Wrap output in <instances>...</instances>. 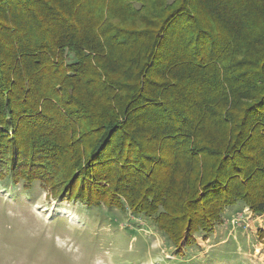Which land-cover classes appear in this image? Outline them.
I'll list each match as a JSON object with an SVG mask.
<instances>
[{
	"label": "trees",
	"instance_id": "obj_1",
	"mask_svg": "<svg viewBox=\"0 0 264 264\" xmlns=\"http://www.w3.org/2000/svg\"><path fill=\"white\" fill-rule=\"evenodd\" d=\"M140 11L152 14L139 24L130 18ZM82 86L94 88L92 113L76 102ZM41 107L67 126L53 125ZM86 116L102 133L75 160L60 189L65 197L110 210L127 204L168 236L167 188L144 181H154L156 165L174 175L212 148L213 173L194 180L172 207L176 243L211 232L238 202L263 213L264 187L260 197L251 192L239 158L247 140L264 136V0H0V175L51 181L58 155L69 165L66 151L78 146L71 131ZM210 121L226 125L220 147L199 138ZM27 126L47 142L13 149L16 131ZM65 136L66 146L55 140ZM258 238L264 242L263 229Z\"/></svg>",
	"mask_w": 264,
	"mask_h": 264
},
{
	"label": "rangeland",
	"instance_id": "obj_2",
	"mask_svg": "<svg viewBox=\"0 0 264 264\" xmlns=\"http://www.w3.org/2000/svg\"><path fill=\"white\" fill-rule=\"evenodd\" d=\"M156 6V2L150 3V7ZM135 14L130 19L140 24L149 19L152 13L140 11ZM244 69L254 70L248 67ZM158 79L164 81L162 77ZM161 83L166 84L165 81ZM93 92L94 88L82 86L76 94V102L87 106L88 113H92L95 101ZM31 100L33 98L28 102ZM71 107L66 108L70 115L77 108ZM41 108L45 110V119L53 125L60 128L67 126L66 117L59 115L58 120L55 114L51 115V109ZM21 111L17 108L13 112L15 123H21L23 116L18 115ZM90 122H93V117L89 119L86 116L80 125L74 126L71 132L78 140V146L66 151L68 166L62 155H58L56 160L59 167L50 168L51 181L39 177L35 181L16 182L9 175H0V264H264V242L258 238V230H264V212L255 213L242 202L227 207L223 211L222 221L211 232L197 233L191 245H184L182 241L176 243L178 234L175 233L180 221H177L178 214L172 216V207L182 201L185 189H189L194 180H204L213 173L210 167L215 166V152L212 148L197 155L191 161L193 164L184 161L175 169L176 172L172 171L174 175H164L163 166L159 168L156 165L154 181H144L145 186L156 182L167 188L161 193L166 208L161 217L168 236L155 227L150 218L134 215L127 204L124 209L110 210V204L105 202L91 206L88 201L65 197V191L60 189L75 166V160L83 159L102 133L97 129L92 130ZM206 128V132L199 136L206 145L214 147L216 144L220 147L227 142L226 125L216 126L210 121V128ZM20 130L18 128L16 131L18 136L14 140L17 144L13 149L21 148V142L28 145L35 140V145L40 146L42 142H47L44 140L45 134L38 127H20ZM55 140L66 146V136ZM250 141L247 140L245 144L247 155L239 158V163L241 167L243 164L242 171L246 172L243 176H248L244 179L248 188L260 197L264 187V150L260 149H264V136ZM35 150L43 154L46 148ZM58 153L61 154L60 151ZM136 177L133 176V180ZM138 180L142 185L141 179ZM137 200H140L139 196Z\"/></svg>",
	"mask_w": 264,
	"mask_h": 264
}]
</instances>
